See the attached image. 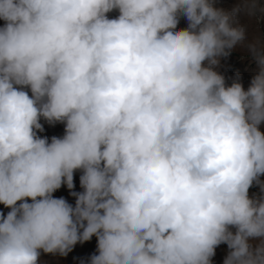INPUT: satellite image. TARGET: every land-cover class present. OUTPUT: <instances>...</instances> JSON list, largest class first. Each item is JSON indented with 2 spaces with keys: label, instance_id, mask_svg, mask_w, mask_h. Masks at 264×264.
I'll return each mask as SVG.
<instances>
[{
  "label": "clouds",
  "instance_id": "1",
  "mask_svg": "<svg viewBox=\"0 0 264 264\" xmlns=\"http://www.w3.org/2000/svg\"><path fill=\"white\" fill-rule=\"evenodd\" d=\"M214 4L0 0V264L93 237L90 264H264V36ZM237 46L247 90L214 70Z\"/></svg>",
  "mask_w": 264,
  "mask_h": 264
},
{
  "label": "rangeland",
  "instance_id": "2",
  "mask_svg": "<svg viewBox=\"0 0 264 264\" xmlns=\"http://www.w3.org/2000/svg\"><path fill=\"white\" fill-rule=\"evenodd\" d=\"M239 0H215L214 6L225 11L230 10L234 7ZM257 5V18L249 21L246 17L240 18V23L248 25L249 38H255L264 36V0H255ZM118 11H113L108 13L110 19L116 18L118 16ZM4 21L0 20V27H2ZM187 27V21L184 18L180 19L177 25L178 29H184ZM219 74L225 77V82L227 86L236 79L237 74H239L240 82L244 89L247 90L252 77L258 72V65L255 61L251 60L244 55V50L237 46L230 56L227 58H220L219 65L214 69ZM27 90V89H26ZM30 94V93H29ZM40 123L43 125V132H38L37 135L41 138L47 137L49 142L53 136L62 137L64 135V124L57 123L55 125H49L46 121L41 119ZM261 131L264 132V126H261ZM82 173L77 170L74 172V188L73 192H81L82 189L79 184V177ZM264 179V178H262ZM259 194V189L257 187H252L249 189V195ZM54 198L63 197L70 205H75V197L72 196L66 186L62 187L53 193ZM9 209L0 205V212L4 215L7 214ZM235 231L234 229H232ZM97 241L93 237L91 240L84 242L83 244L77 243L71 252L66 256H61L59 254H45L41 251L38 264H90L89 258L93 254H97ZM229 249L226 244H221L215 249V255L212 257L211 264H223L224 259L228 255Z\"/></svg>",
  "mask_w": 264,
  "mask_h": 264
}]
</instances>
